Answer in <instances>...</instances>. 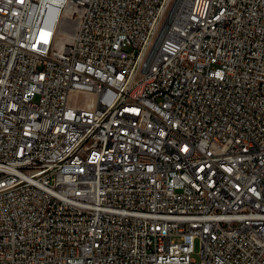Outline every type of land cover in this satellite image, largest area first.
<instances>
[{
  "label": "built area",
  "instance_id": "1",
  "mask_svg": "<svg viewBox=\"0 0 264 264\" xmlns=\"http://www.w3.org/2000/svg\"><path fill=\"white\" fill-rule=\"evenodd\" d=\"M165 1L0 0V264H264V0Z\"/></svg>",
  "mask_w": 264,
  "mask_h": 264
},
{
  "label": "bare ground",
  "instance_id": "2",
  "mask_svg": "<svg viewBox=\"0 0 264 264\" xmlns=\"http://www.w3.org/2000/svg\"><path fill=\"white\" fill-rule=\"evenodd\" d=\"M181 0H166L160 6V27H156V35L165 37L168 29H173V21L177 24H184V14L179 12ZM69 8H66L63 18L66 17ZM138 79H148V71L145 68H138Z\"/></svg>",
  "mask_w": 264,
  "mask_h": 264
},
{
  "label": "rangeland",
  "instance_id": "3",
  "mask_svg": "<svg viewBox=\"0 0 264 264\" xmlns=\"http://www.w3.org/2000/svg\"><path fill=\"white\" fill-rule=\"evenodd\" d=\"M195 246H196V251H198L199 250V247H198V243L197 242H195ZM195 259H199V257L197 256V255H194L193 256Z\"/></svg>",
  "mask_w": 264,
  "mask_h": 264
}]
</instances>
